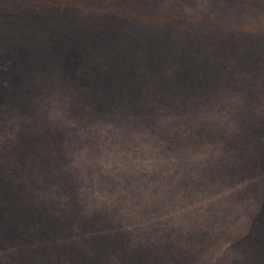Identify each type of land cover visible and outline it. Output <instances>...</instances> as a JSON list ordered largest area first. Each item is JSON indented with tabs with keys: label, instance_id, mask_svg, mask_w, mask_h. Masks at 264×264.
Instances as JSON below:
<instances>
[{
	"label": "trees",
	"instance_id": "obj_1",
	"mask_svg": "<svg viewBox=\"0 0 264 264\" xmlns=\"http://www.w3.org/2000/svg\"><path fill=\"white\" fill-rule=\"evenodd\" d=\"M230 257L264 264V0H0V264Z\"/></svg>",
	"mask_w": 264,
	"mask_h": 264
},
{
	"label": "rangeland",
	"instance_id": "obj_2",
	"mask_svg": "<svg viewBox=\"0 0 264 264\" xmlns=\"http://www.w3.org/2000/svg\"><path fill=\"white\" fill-rule=\"evenodd\" d=\"M114 132H116V131H114L112 129V127H110V128L108 127L107 129L103 130L100 136L107 137V140L103 141V142L100 141V142H97L94 145H92L91 147H93L94 150H92L90 152H93V151L96 152V153H98V152L102 153L103 152L107 156L112 157V155L115 154L114 153L115 149L113 148V143L112 142H116L115 140L122 142L121 141L122 139H119L120 137H117L116 135H114ZM124 136H126V135H124ZM104 139L105 138H103L102 140H104ZM123 144L124 143L122 142V145ZM124 146L129 148L130 147L129 146V142L127 143V145H123L122 148H124ZM89 149L90 148H87V149L84 150L86 154H88L87 151ZM90 152L88 154L89 156H91ZM129 152H130V150H129ZM156 152H154V153H156ZM150 153H152V150L149 151V154ZM145 154H146V156H144V157H136L133 160V164H131V160L130 159H127L125 161V163H124V167L127 169V171L128 172H132V169L135 168V167H137V168H142V167L148 168L153 163L156 164V169H158V164L159 163H163L164 160H167V161L169 160V158H168V156L166 154L165 155H161V156L156 154V156L153 157V156L148 154V150L145 152ZM136 171H138V170H136ZM161 171H162V173H165V168H162ZM129 176L133 179V181L131 183H133V182L134 183L129 185L130 187L122 185V187H124V188H121L123 190V193L118 196L121 199H126V200L129 199V200H134V201H143V200H164V199H167V198L174 197V195L172 194V191L170 189H168V188H166V189L165 188L156 189V190H151V191L146 190L145 187H143L145 180L142 181L140 179V177H142L141 175L137 176L136 178L132 177L131 175H127L126 178L123 179L122 182H125V180ZM171 178H172V174H171ZM167 179H168V175H167ZM146 181H148V180H146ZM217 197L218 198H222L221 195H217ZM206 199H208V198H206ZM213 201L215 203H219L221 200L220 199H213ZM224 261L225 262L223 264H236L238 262V261L237 262L236 261H232L231 257L230 258H226Z\"/></svg>",
	"mask_w": 264,
	"mask_h": 264
}]
</instances>
